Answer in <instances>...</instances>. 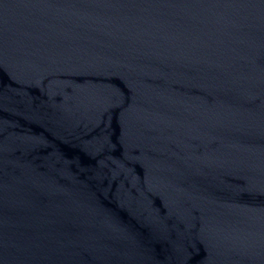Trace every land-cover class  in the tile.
I'll return each mask as SVG.
<instances>
[{
    "label": "water",
    "instance_id": "obj_1",
    "mask_svg": "<svg viewBox=\"0 0 264 264\" xmlns=\"http://www.w3.org/2000/svg\"><path fill=\"white\" fill-rule=\"evenodd\" d=\"M0 264H264V0H0Z\"/></svg>",
    "mask_w": 264,
    "mask_h": 264
}]
</instances>
